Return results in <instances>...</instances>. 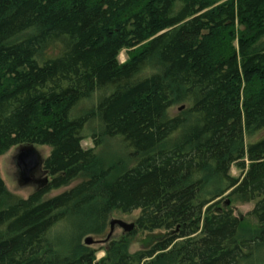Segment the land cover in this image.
<instances>
[{
  "label": "trees",
  "instance_id": "16d2710c",
  "mask_svg": "<svg viewBox=\"0 0 264 264\" xmlns=\"http://www.w3.org/2000/svg\"><path fill=\"white\" fill-rule=\"evenodd\" d=\"M263 131L264 0H0V155L47 145L52 178L26 198L0 178V264H264ZM106 140L123 162L102 163ZM224 194L254 203L252 232ZM135 210L168 234L109 239L99 260L80 242ZM77 215L94 222L71 246L47 239Z\"/></svg>",
  "mask_w": 264,
  "mask_h": 264
},
{
  "label": "rangeland",
  "instance_id": "374dc122",
  "mask_svg": "<svg viewBox=\"0 0 264 264\" xmlns=\"http://www.w3.org/2000/svg\"><path fill=\"white\" fill-rule=\"evenodd\" d=\"M127 59V55L125 51H121L118 55V61L120 63L125 62ZM95 97L97 95H94ZM94 96H92L89 99L83 100L81 104L76 108L77 111H74V114L81 113L82 108L84 106H87L94 102ZM79 111V112H78ZM178 111V106H174L171 109L172 113H176ZM94 128V127H93ZM90 125L85 126L84 132H83V139L81 141V146L84 149L87 148H93V139L90 137V134L93 132H96L98 126L96 125L93 129ZM264 132V131H263ZM258 136V135H257ZM255 135L254 138L257 137ZM36 149L40 152L41 156L43 158H46L49 153L50 149L47 147V145H36ZM15 148H10L4 153L0 155V178L2 179L6 189L10 191L11 193L15 194L16 196H19L21 198H26L32 191H35L33 186H26V187H20L19 184L16 182L14 174L16 173L15 164L13 161V154L15 152ZM97 152V155L99 159L102 161L104 165L114 162L116 160L124 161L125 158H121L124 156L123 151H121V148L119 144L113 142V141H103L100 147L96 148L95 150ZM126 154V153H125ZM125 165H128V162H124ZM230 173L232 176L237 177L239 175V171L235 168V166L231 167ZM48 183L52 180L51 176L48 174ZM78 180H75L71 182L68 186H63L60 188H48L47 192L44 194V198H49L52 196H55L56 194L61 193L62 191L68 189L69 187L75 185ZM47 186V185H46ZM47 187L43 188L46 189ZM226 194L222 195L220 198H222V201L225 200V202H228L229 208L232 210V213L234 216H236L240 222H241V229L244 231L252 232L256 227L257 223L256 220L249 215V211L253 208L254 203L253 202H241L235 199H229L225 196ZM219 198V199H220ZM222 204H219L218 207H221ZM85 215V214H84ZM139 215V210H135L129 214H122L120 212H112L108 217L107 225L102 227L97 232H90L85 235H83L80 238V242L84 244V239L86 237H91L94 242L90 245L93 249L96 250V260H99L105 256L104 248L107 245V241L109 239L114 238H120L121 236L125 234H129L127 236V242H128V249L131 253L144 250L152 246L156 241L164 237L168 234L166 230H154L151 232L147 231H140L133 229L131 232H124L123 229L119 226H115L113 229V232L111 234V237L106 240L107 234L109 232V221L110 219H121L125 221L126 223H132L135 222V219ZM86 216V215H85ZM82 215H77V217H74L71 220H63L59 221L57 224L51 228V230L46 235L47 239L53 243H58L60 246L68 247L72 245V241L76 238L77 235V228L78 226H85V225H91L94 222V219L92 218H86ZM55 246V245H54ZM264 249L259 253L263 255ZM258 255V256H261Z\"/></svg>",
  "mask_w": 264,
  "mask_h": 264
},
{
  "label": "water",
  "instance_id": "95a60500",
  "mask_svg": "<svg viewBox=\"0 0 264 264\" xmlns=\"http://www.w3.org/2000/svg\"><path fill=\"white\" fill-rule=\"evenodd\" d=\"M16 173V182L20 187L33 186L35 191L43 189L48 184V174L43 168L44 158L33 144H22L15 148L13 154ZM228 204V202H226ZM115 226H119L124 232H131L135 227V222L126 223L121 219H110L109 232L106 240L111 237ZM94 240L91 237L84 239L85 245H90Z\"/></svg>",
  "mask_w": 264,
  "mask_h": 264
}]
</instances>
